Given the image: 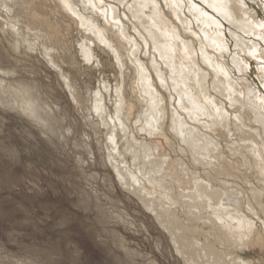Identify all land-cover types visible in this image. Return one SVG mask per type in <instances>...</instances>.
Segmentation results:
<instances>
[{
    "label": "bare ground",
    "instance_id": "1",
    "mask_svg": "<svg viewBox=\"0 0 264 264\" xmlns=\"http://www.w3.org/2000/svg\"><path fill=\"white\" fill-rule=\"evenodd\" d=\"M9 1L14 6H17L20 10L19 13L23 18H26L25 21H21V15L19 18L17 13L21 22L27 21L29 26L41 24V28L39 25L38 27L41 30L40 32H44H42L43 34L39 31L37 32L39 28L35 27L39 35L47 36L52 34L54 36L57 33L59 34L61 30L65 33V26L67 25V23L66 25L63 24L65 19L62 21L63 25L59 24V19L56 20L57 15L54 12H62L66 13V15L74 13L78 15L77 20L80 19L81 21L83 18L84 24L81 23L83 27L86 21L89 24L86 25L90 26V28H85V30L87 28L90 30V33L86 30L89 33L88 35L95 31L96 35H93V38L97 36L101 40V44L104 41V44L110 45L109 48L114 54H112L113 56L122 57L127 52L132 59L137 57L140 46L138 45L137 48V42L133 40L134 37H132L130 32L128 34L127 25L124 24L126 21L123 23L118 18L117 8L114 5L106 4V0H104L105 2L98 0V3L103 1L102 3L106 4L105 8L103 6L104 9L100 8V10L105 11L99 10L98 7L100 5L96 6V0L80 1V6L84 7L85 4V8H87L89 4L88 7L91 5L89 8L97 7L100 13L97 11L96 13L93 9L92 12L90 10L89 13H84L89 10L87 8L88 10H82L84 11L83 13L77 10L79 14L74 10L78 0ZM74 1H77V3ZM127 1L125 0V2ZM115 2L117 1L115 0ZM121 2L119 3L118 1L117 4H121ZM163 2L166 5L164 7H167L168 12L164 9L167 13L160 9L161 6L156 0H132L130 4L126 3L127 6L129 5L130 11H127L131 22L128 20V15L126 16L128 17L127 19H124V15H122L124 13L121 15L124 20L130 22L132 25L130 29L138 34L137 37L140 41L142 40L139 37H142L145 42L143 44L145 45L144 48L147 45L150 47V52L145 51L147 48L144 50L147 53L153 52L148 58L146 56L147 53L144 54L142 52L146 57L145 59H147L149 70L155 74L159 84L164 82L163 85H160L162 88L163 86L166 89L168 87L173 92L171 93L176 96L175 105L166 106L163 104L160 99L161 96L157 95L159 92L156 93L154 91L153 82H151L142 62L140 63L143 67L142 71L135 73L137 77L135 74H131L138 82H136V86H133L135 83L131 82L132 87H130L131 91L129 93L131 92L133 97H141L140 99L144 100V102L140 101L141 104H144H142L143 108H140V105L138 107L140 110H136L134 98L128 101L126 96L125 99L122 95H119L126 101L123 100V103L125 102L123 108L121 110H119V107L116 108V110L118 109L117 112L115 110V114L111 116L108 114L109 112H106V106L104 105V107L102 104L103 100L97 98L99 95H95V99L93 95L92 109L99 115L100 121L103 119L108 127L110 126L112 130H116V132L113 130L116 134L117 132L125 134L130 129L129 127L127 129V125L132 124L136 128V125L134 126L133 124L139 123V130L144 132L147 137H153L148 141L140 142L133 137L134 130L130 131L131 136L127 133L130 137L124 139L126 146L122 145L124 148L121 151L118 150V158L110 160L112 162L109 163L113 165L112 167L116 172L118 181L126 187V190L127 188L128 190L130 189L137 196L143 206L151 211L156 221L166 231L170 243L181 257L183 264H255L257 260L245 257L244 254L255 249L260 251L264 249V11H262L261 4L257 0H163ZM51 3L53 8L50 7ZM184 4L187 6L188 11H186L188 14L191 13L190 16H193L194 21L199 22V33L193 31V24L190 18L184 17L183 12L181 13V8ZM121 5L123 6V4ZM17 7L15 8L17 9ZM10 8L13 9L14 7L10 6ZM16 9H13V11ZM53 13L56 15H54L55 18L52 16ZM74 14L72 15L74 16ZM72 15L70 16L73 20ZM167 15L172 16L178 24H173L174 20L170 18V21L173 20L171 23L167 19ZM42 17H47L49 22L47 21L46 24L40 23L43 20L41 19ZM12 19L10 18L12 23H14L13 20L15 19V21H18L17 18ZM99 19L102 22V26H100ZM20 21L15 23L19 25ZM2 23L7 24L4 21ZM2 23L0 21L1 27H3ZM77 23L78 25L80 24L79 20ZM24 24L16 28V25L12 24L13 26L15 25V32L18 30V33L14 34V38L17 35L23 37L27 33L21 28ZM27 25L25 26L26 29L29 28ZM61 25L64 26V29ZM80 25L78 27L75 25L77 30L82 27ZM8 26L6 28H9V31L12 30V26L10 25L11 29ZM67 26L66 28L70 27ZM21 29L23 30L21 31ZM36 32L34 33L35 35ZM8 33L5 34L8 35ZM11 33L9 34L11 35ZM114 33L117 37L113 36ZM183 33L194 35V39L196 37L199 38V40L198 38L196 39L198 41L197 48H195L193 41L183 38ZM27 34H32V32ZM187 35L184 37L186 38ZM29 36L33 37V35ZM22 37L19 38L21 39ZM48 37L50 36H47L45 40H49ZM20 39L17 41H21ZM32 40L31 38L25 41L31 44ZM122 40L126 43H123ZM41 41L39 42L42 43ZM13 42H15V39ZM51 42L54 43V40L52 39ZM45 43L42 44L44 45ZM55 43L54 45L56 46ZM82 43L80 42V44ZM139 43L142 44V42ZM13 44L15 45V43ZM27 44L25 45L27 46ZM47 44V46H43L46 47L45 49H48V46L52 43ZM126 44H128V47ZM31 47L33 48V46ZM79 47L81 48L82 46L79 45ZM51 48L53 49L52 46ZM82 49L80 50L82 51ZM44 51L41 50L44 54L48 53V51ZM54 53L57 56L56 50L52 53L55 57ZM87 55L90 58L89 52L85 53L84 57ZM53 56L51 57L54 58ZM116 56L115 59L118 60L119 58ZM59 57L63 59L61 55ZM127 57L126 59L128 60ZM132 59L130 60L131 64H133L132 62L135 63V60L133 61ZM51 62L49 61L48 63L51 64ZM127 64L128 66L130 65V63ZM57 65H60L59 62ZM122 68H124L125 71L122 69L124 72L128 70L126 67ZM136 68L138 67L136 66ZM208 68L211 69L210 78L212 79L210 82H208V72L210 71H206ZM120 72L122 71L120 70ZM8 73L10 72L8 71ZM10 74L12 75L13 73ZM66 75L63 76L65 77ZM63 76H61L62 80ZM67 77L69 76L67 75ZM132 77L130 79L134 78ZM22 81L26 82L24 79ZM160 81L162 82L160 83ZM72 82L74 83L73 79ZM124 82L126 81L124 80ZM32 83L29 84L32 85V88L28 84H20L18 86L9 84V86H4L0 83V101L5 102V104L6 102L12 105L20 104L22 112H28L27 115L29 114V117H36L43 125L44 128L40 125L43 129H48L49 131L55 129L52 128L53 125L49 122L51 118L48 121L45 116H41L45 110L42 106L43 104H39L35 93L37 91L33 90L37 89V87H33L35 83ZM119 83H116L117 88H114L115 91L119 88ZM67 84L65 85L68 86ZM70 86L72 85L68 87ZM134 88L138 89L135 90ZM162 88L161 91L163 90ZM169 89H167V92ZM73 90L74 88L70 91ZM120 90H118L119 94ZM164 91L166 93L165 89ZM75 92L74 90V95ZM162 94L164 95V93ZM74 95H72L74 100L79 97ZM168 95L167 97L172 100V95L170 97ZM218 96L221 98H218ZM81 98L85 99V97ZM81 98L76 101L79 103L82 100ZM172 101L169 102L172 103ZM44 103L46 102L44 101ZM115 104L118 106L117 103ZM116 105L115 107H117ZM20 109L18 110L21 111ZM111 109L109 108L107 111ZM47 113L49 112L47 111ZM132 118L136 119L135 123L131 122ZM167 119L169 121L168 124H166ZM53 122L55 123V121ZM56 122L59 121L57 120ZM40 123L38 122V124ZM165 127L172 132L173 138H177L178 142L185 145L186 150H189L191 162L186 163L183 161L182 159H186L185 156L182 159L178 156L180 159L176 157L173 160L161 148L158 139L167 140L168 135L166 136ZM115 133L107 134L108 136L105 133L109 151L111 149L112 153H116L115 151L117 150V143L114 139L116 137ZM232 137L235 141L232 140ZM122 143L124 142L121 141ZM174 143L177 142L174 141ZM121 144L118 145L120 146ZM177 147L180 148L178 145ZM181 149L177 150V152L185 154L183 148ZM106 151H108V148H106ZM127 155L132 158L133 164L130 163V168L126 164L128 161H126ZM113 156L116 155L114 154ZM113 156L111 155L109 158H114Z\"/></svg>",
    "mask_w": 264,
    "mask_h": 264
},
{
    "label": "rangeland",
    "instance_id": "2",
    "mask_svg": "<svg viewBox=\"0 0 264 264\" xmlns=\"http://www.w3.org/2000/svg\"><path fill=\"white\" fill-rule=\"evenodd\" d=\"M0 1L2 2H0V21L1 23L3 21L7 22V24L2 23L3 27L0 26V83L4 86H9V84L11 86L14 84H16V86L20 84H28L30 88H32V85L29 84L32 82L35 83L33 87H37V89L33 90L37 91L35 93L38 97L39 104H43L42 106L45 110L41 116H45L48 121L51 118V121L49 122L53 125L52 128H55H51L52 130L50 131L48 129L45 130L36 117L31 116L33 117L31 118L29 117V114L27 115L28 112H22L23 110L20 104L12 105L9 103L10 106L8 102L5 104V102L0 101V264H183L181 257L176 253L170 243L166 231L159 225L151 211L143 206L137 196L133 194L130 189L128 190L127 188L126 190V187L118 181L116 172L112 167L113 165L109 163L112 162L110 160L118 158V150L121 151V149L124 148L122 145L126 146L124 139L130 137V133L133 130V137H135V140L137 141H148L153 137L150 136L149 138L144 132L140 131L139 123L136 124V119L134 118H132L131 122L135 123L133 125H136V128L133 127L132 124H129L127 125V129L130 128L131 130H127L125 133L126 135L120 132H117L116 134V130L113 129L114 132L109 126L110 129L102 118V121H100L99 115L92 109V102H94L95 95H99V97H96L107 103L106 105V103L102 102L103 106H106H104L105 109L108 110L109 108H112L109 111L106 110L111 116L115 114L116 108L119 107V110L123 108L125 103H123V98H125V96L127 97V99H125L128 101L132 98L135 99L134 103H136V110L143 108L144 104L142 103V105L141 102H144V100L140 99L141 97L137 93V96L140 98L133 97L131 92L129 93V91H131L130 87H132L131 82L133 84L135 83L133 86H136V82H138L133 75L136 72H140V70L142 71L143 67L148 72L149 75H147L150 77L151 82H153L154 91H156V93L159 92L157 95L159 94V96H161L160 99L163 104L166 106H169L170 104L175 105L176 96L172 94L173 92L168 87V92L166 87L163 86L162 88L160 85H163L164 82L160 81L162 84H159L155 74L149 70L148 63L146 62L147 59H145L146 57L144 54L150 52V47L147 45V50H145V45H143L145 42L142 37H139L142 40L140 41L137 37L138 34L132 32L130 29L132 25L130 24L131 19L129 17V12L127 11L129 10V5L127 6L126 3L129 1L132 2V0H126L127 2H125V0H116L117 2H115V0H106V4L114 5L117 8L115 9L119 16L118 18L121 19L120 21L123 23L126 21L124 24L127 25L128 34L131 33L132 37H134L133 40L137 42V44L135 43L137 48L138 45L140 46L136 57L140 62L138 60L137 62L135 57L132 59L127 52L122 55L123 59L116 55L115 56L119 59H115V56H113L114 54L109 48L110 45L104 44V41H102L103 43L101 44V40L97 36L93 38L96 35L95 31L91 32V34H94L88 35L90 33V30H88L90 26L88 27L89 24L87 21L86 24L88 25L85 24L83 27L81 24H84L83 18V21L78 19L79 23L82 25V29L80 27L78 30L76 29L75 25L77 27L80 25L77 23V14L68 13V15H66V13L58 12L60 13L58 14L57 12H54L57 16L54 13L52 16L54 18L56 16V20L59 19V24H62V21L65 19L63 24L66 25L67 23L68 26H66H70V30L65 26V33L61 30L59 34L57 33L54 35L55 38L52 34L48 33L50 35H47V33H45L47 36H50L48 37L49 40H45L47 36H42L37 33L38 31H41V24L39 25L38 23L35 24V26H29L27 25V21L21 22L25 21L26 18H23L19 13L20 10L18 7L14 6L9 0ZM80 1L82 2V0H78V3L77 1H74L77 3L74 10H78L82 13L84 12L82 11L84 9H89L84 13H89L90 10V12H92V9L93 11L95 10V12L97 11L100 13V8L104 9L106 6V4L102 3L104 0L99 3L98 0H96V6H101L98 7L99 10L97 7H92V9L89 8L91 6L88 7L89 4H86L87 9L85 8V4L84 7L79 5L81 4L79 3ZM118 1L119 3L122 1L121 4H123V6L117 4ZM156 1L159 6L163 7H160L162 11H167V7H164L166 5L163 4L165 3L163 0ZM257 1L260 2L261 9L264 11V0ZM10 6L12 8L14 7L13 9H16L15 7H17V9L14 10L16 12H14ZM50 7L53 8L52 3ZM122 8L125 9L123 10ZM121 10H123V12H121ZM186 10V4L182 5L181 13L183 12L184 17L188 19L190 18L193 24V31L199 33V22H195L193 16H190L191 13L188 14V10ZM166 11L165 13L168 12ZM17 13L19 18L21 15V21L19 20ZM72 14H74V16ZM121 14L124 15V19L129 17L128 20H130V22L124 20ZM70 15H72L73 20ZM127 15L128 17H126ZM67 17L70 18L69 22V18L67 19ZM5 18L8 19L6 20ZM10 18H17V20L21 22H19V25L25 23L27 27L29 26V28L26 29V25L24 24L21 28L24 29L25 33L32 32V34L26 33L27 36L26 34L23 35L24 38L28 37L25 38L26 41L31 38L33 39L31 44L26 42L22 36L17 35L14 38V34L18 31L15 32L16 29H14V26L17 24L15 22L18 21L12 19L14 21V23H12ZM170 18L174 20L172 16L170 17L167 15L169 21L171 20ZM41 19L43 20H41L40 23L43 24H46L48 21L47 17H42ZM9 21L15 25L13 26ZM99 21L100 26H102L100 19ZM172 21L170 22L172 23ZM176 23L177 22L174 20L173 24ZM10 25L12 26V30L9 31V28L6 27L8 26L11 29ZM19 25L17 24L15 28ZM35 27L39 29L37 30ZM62 27L64 29V26ZM86 27H88L86 30H88L89 33L85 30ZM23 29H21V31ZM8 31L9 33L13 31L11 33L12 36ZM35 32L36 35L34 34ZM5 33H8V35ZM29 35H33V37H30ZM185 35H187V33H183V38L193 41L195 48H197L198 41L196 39L198 37L194 39V35L191 36V34H189L190 36L187 35L188 37L186 36L185 38ZM40 36L44 38L42 39ZM113 36L117 37L115 33ZM19 37L22 38L20 39ZM14 39L15 42H13ZM19 39L24 42L17 41ZM52 39L54 40V43L58 41L55 43L56 46L51 42ZM39 41L46 43L43 45ZM138 41L142 42V44ZM80 42H83V45L80 44ZM11 43H15V45H12ZM23 43H28L30 46L28 44L26 46ZM47 43H52L53 45L51 44L48 46V49H45L46 47L43 46H47ZM79 45L82 46L83 49L82 47L80 48ZM126 45L128 47V44ZM16 46L17 48H15ZM31 46H33V48ZM79 48L82 49V51ZM108 48L109 50H107ZM49 49H51V52L48 51ZM41 50H45L44 52L48 51L46 54H50L51 56H53L52 53L56 50L57 56L56 53H54L55 57L53 56L54 58H52L50 55L42 53L43 51L41 52ZM144 50L147 52H144ZM88 52L89 55H91L90 58L88 55L84 57L85 53L87 54ZM152 53V51L151 53H147V58ZM60 55L61 58L63 57V59H66H60ZM124 55L128 56V60ZM120 58L122 59L120 63L122 65L119 64L121 60ZM48 59L50 62L54 61V63H48ZM131 59L133 61L135 60L136 64L134 62L131 64ZM57 61L60 65H57ZM61 61L67 63H64L63 65ZM141 62L144 65L143 67L140 64ZM127 63H130L131 66H128ZM137 63L139 64L137 65ZM121 66L126 67L128 70L124 72L125 70ZM136 66L138 68L140 67V69L136 68ZM209 69L210 68L206 69V71H210H207L209 76L208 82L212 79L210 78L211 69ZM120 70L124 73L120 72ZM8 71L14 75H11ZM66 72H68L67 75L69 77H67ZM123 74L125 75L123 76ZM60 75H66L65 77L63 76V80L67 82H64ZM132 76L135 80H133L134 78ZM131 77L133 79H130ZM20 78L21 80H19ZM71 78L74 80L75 84L73 82L71 83ZM23 79L26 82L22 81ZM124 80L126 82H124ZM64 83H68V86H72L68 87ZM116 83H119V88L115 91L114 88H117ZM120 85L125 91H123ZM73 88L76 91L75 95L73 93L74 90L70 91ZM161 88L163 89L162 91ZM134 89L137 90L138 88ZM164 89L166 90V93L170 95L166 94ZM118 90H120V94ZM70 93L74 96L79 93L81 94H79V97L77 96L78 98H75L74 100ZM162 93H164V95ZM93 95L94 99H92ZM119 95H122L123 98ZM129 95H131V97H129ZM167 95L169 97L172 95L171 99L174 102L170 100ZM81 97H85V99ZM79 98L83 101L80 100L78 103L77 101ZM218 98L221 97L218 96ZM44 101L46 103H44ZM169 101H172V103ZM225 102H227V100H225ZM115 103H117L118 106ZM115 105L117 107H115ZM138 107L140 108L138 109ZM47 111L50 114L47 113ZM52 120L55 121V123ZM57 120L59 122L61 121V123L56 122ZM38 122L40 124H38ZM168 122L167 119L166 124H168ZM165 128L166 136L168 135L167 140L158 139L161 148L165 150L173 160L176 157L178 159L181 157L182 159L185 156L186 159L182 160L186 163L191 162V156L190 153H188L189 150H186V146L178 142L177 138H173L172 132L167 127ZM105 133L106 135L115 133L116 137L114 139L117 143L116 153H112L113 151H111V149L109 151V145H107L108 142L106 141L108 135L106 136ZM127 133H129L130 136ZM232 140L235 141L233 137ZM121 141L124 143L121 144ZM174 141L177 143H174ZM118 144H121V148H119L120 146ZM169 144H172L173 146ZM177 145L180 146V148H178ZM106 148H108V151H106ZM181 148H183L185 154L182 151L180 152L183 154L177 152L179 149L182 150ZM107 152L109 155H107ZM114 154L116 156H113ZM111 155L114 158H109ZM127 157L126 161H128L126 164L127 166L129 165L130 168V163L133 164L131 161L132 158H130L129 155H127ZM244 256L257 260L255 264H264V249L262 251L255 249L245 252Z\"/></svg>",
    "mask_w": 264,
    "mask_h": 264
}]
</instances>
